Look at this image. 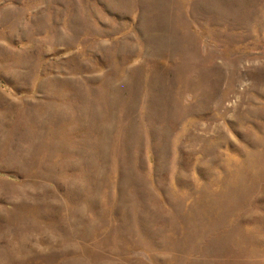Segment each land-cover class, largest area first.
<instances>
[{
  "label": "rangeland",
  "instance_id": "obj_1",
  "mask_svg": "<svg viewBox=\"0 0 264 264\" xmlns=\"http://www.w3.org/2000/svg\"><path fill=\"white\" fill-rule=\"evenodd\" d=\"M0 264H264V0H0Z\"/></svg>",
  "mask_w": 264,
  "mask_h": 264
}]
</instances>
